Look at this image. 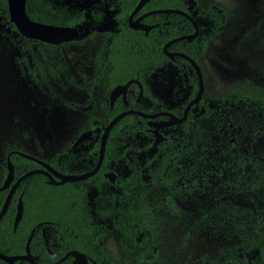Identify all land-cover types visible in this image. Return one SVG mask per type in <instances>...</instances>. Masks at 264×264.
Instances as JSON below:
<instances>
[{
  "label": "trees",
  "instance_id": "1",
  "mask_svg": "<svg viewBox=\"0 0 264 264\" xmlns=\"http://www.w3.org/2000/svg\"><path fill=\"white\" fill-rule=\"evenodd\" d=\"M137 1L118 0L119 6L114 14L115 29L102 44L111 49L105 54L106 87L123 84L131 78L144 84L145 77L160 66L171 65L181 74L184 85L191 87L182 102L168 109L177 117H182L186 103L197 91V75L188 60L181 56L170 59L164 54L162 46L174 37L191 34L194 27L183 15L171 12L145 17L143 22L154 24L146 34L132 29L127 24V16ZM189 1L148 0L138 13L176 8L192 14ZM44 2L42 7L45 11H39L34 6V0H27V14L32 19L57 25H84L77 14L66 15L63 0ZM194 7V17L207 20L208 25H200L199 34L194 39L176 41L166 49L183 52L199 63L209 41L221 32L227 13L217 3L207 7L195 3ZM0 33L17 48L19 56L15 59L16 63L19 68L26 66L30 79L42 92L52 94L49 82L58 75L71 78L62 54L51 50L56 45L40 42L49 48L50 62L44 63L37 58L33 50L37 40L22 36L9 21L7 0H0ZM93 60L94 80L98 79V70L101 69L98 54ZM79 87L87 90L90 108L97 109L92 101V85L81 84ZM65 104L75 106L70 102ZM136 104L135 101L125 104L118 99L110 109L108 101L103 102L104 110L110 114L98 117L95 113L90 117L87 129L93 134L82 144L87 148L72 150L68 147L55 154L49 163L66 174L82 173L92 168L98 159L102 128L118 112L138 108ZM195 106H203L204 112L200 115L189 112L184 122L167 127L169 133L157 144L152 138L139 144L142 136H152L147 118L136 113L125 115L112 127L101 167L89 178L52 184L48 176L41 172L25 177L16 187L0 220V251L7 255L23 254L28 241V250L36 264H52L69 250L83 252L89 258V264L93 261L95 264H113L104 250V243L109 236H114L132 264H157V245L140 215L139 204L147 189L161 187L179 194L195 190L240 193L254 201H264V153L255 151L251 144V138L264 131V99L259 102L244 93L230 92L223 96H203L192 108ZM144 111L152 112L150 108ZM206 120L209 125L202 123ZM150 149H153L152 152L140 161L138 153ZM9 159L14 168L12 182L24 172L41 167L16 153H11ZM122 168H127V173L120 174ZM107 170L116 171L115 183L104 176ZM5 174L3 166L0 184ZM90 189L97 190L98 197H106L110 204L108 210L102 211L94 203L91 205ZM7 192L8 188L0 190V208ZM19 199L22 200L23 213L14 229ZM202 221L219 229L224 228L226 234L235 236L237 240L197 263L178 264H264L263 208L249 209L223 202L205 211ZM71 260L72 256H68L60 264H71ZM0 264L9 263L0 260ZM13 264L30 263L15 260Z\"/></svg>",
  "mask_w": 264,
  "mask_h": 264
},
{
  "label": "rangeland",
  "instance_id": "2",
  "mask_svg": "<svg viewBox=\"0 0 264 264\" xmlns=\"http://www.w3.org/2000/svg\"><path fill=\"white\" fill-rule=\"evenodd\" d=\"M34 2L36 9L45 11L42 7L44 0ZM196 2L203 7L213 3L222 4L228 14L222 31L212 37L205 55L200 59L203 95L215 97L241 92L260 102L264 99V0ZM189 6L195 13L193 0ZM52 16L55 17V14L52 13ZM199 22L203 26L208 25L206 20L200 18ZM108 25L104 24L105 27ZM89 29L88 24L83 26L78 39H83ZM95 43L93 39L90 44L78 42L60 48L77 80H86L91 76L89 54ZM33 50L39 60L50 62L49 48L35 42ZM18 56L17 48L0 33V179L10 150L17 149L50 160L71 145L78 134L89 126L90 117L95 113L87 108L89 100L86 92L67 88L63 76L58 75L50 80L51 96L42 92L31 81L26 66L19 68L15 60ZM160 77L165 82V90L156 79L153 94L170 109L187 96L191 87L185 88L179 96V79L175 73L166 68ZM92 101L95 105L98 103L97 90ZM64 102L80 104L83 108L65 106ZM141 104L147 103L143 100ZM197 110V107L193 108L194 112ZM202 123L209 125L207 120ZM161 132L169 133L166 128ZM151 138L153 136H142L139 144ZM251 144L255 151L264 153V131L256 133L251 138ZM152 150L140 152L138 159L143 161ZM89 200L91 205L94 203L102 211L110 207L106 197H97L93 191L89 194ZM223 202L249 209H264V201H254L240 193L195 190L179 194L161 187L147 189L139 204L140 215L157 245V264L197 263L203 257L212 256L233 244L237 240L235 236L226 234L224 228L219 229L202 221L205 211ZM104 250L113 264H132L116 237L106 239Z\"/></svg>",
  "mask_w": 264,
  "mask_h": 264
},
{
  "label": "water",
  "instance_id": "3",
  "mask_svg": "<svg viewBox=\"0 0 264 264\" xmlns=\"http://www.w3.org/2000/svg\"><path fill=\"white\" fill-rule=\"evenodd\" d=\"M26 1L27 0H7V8H8V13H9V21L12 22L15 27L17 28L18 32L29 39H35L44 43L48 44H61L65 43L71 40H74L80 36V28L74 27V26H67V25H57V24H52V23H47V22H42L39 20L32 19L26 12ZM148 0H139L132 12L129 15L128 18V25L129 27L133 29H140L143 30L145 33L150 29L149 25L143 24L140 22V19L143 16L146 15H151L155 13H164V12H177L181 13L184 15L188 20H190L195 29L192 34L189 35H180L178 37L172 38L168 42H166L163 45V52L169 57L173 58L174 55H179L186 60H188L194 67L195 72L198 77V89L195 94V96L186 104L185 109H184V115L181 118H178L177 116L173 115L170 112H162L160 113L161 115H168L170 116L169 119H164V120H151L156 115H151L148 113H144L139 110H124L119 113H117L114 117H112L109 122L103 127L102 133H101V138H100V144H99V154H98V160L96 165L89 171L80 173V174H65L57 171L53 166H51L47 161L42 160L34 155L28 154L26 152L20 151V150H12L6 157V174L2 180V183L0 184V190H4L8 188V192L6 194V197L3 201V204L0 208V220L5 214L9 203L11 201L12 195L18 186V184L23 180L25 177L28 175L35 173V172H42L46 174L49 178V182L52 184H62L65 182L69 181H78V180H83L86 179L92 175H94L100 168L103 158H104V153H105V147H106V141L109 135L110 130L112 127L125 115L136 112L139 115H142L146 118H149L150 120L147 121V125L151 127V132L154 134V144H157L164 140L163 134L159 131L161 128L170 126V125H175V124H180L182 123L186 118L187 114L189 111L190 106L193 103H197L203 93L204 90V85H203V78H202V71L199 66V64L186 55L185 53L182 52H169L166 50V46L172 42L181 40V39H188L192 40L193 38L196 37L198 33V26L195 20L186 12L178 10V9H155V10H150L136 18L135 20L132 19L134 13L141 8V6L146 3ZM136 82L139 84L141 87V84L138 80L136 79H129L126 81L124 84L117 85L115 86L112 91H111V101L115 98L116 95L119 94V92H124L127 86L132 83ZM203 111V108L201 109ZM92 134L91 130H86L82 133H80L77 138L74 140L72 144V148L81 144L85 140H87ZM11 153H16L19 154L27 159L35 161L37 164L41 166V168L37 169H31L23 174H21L19 177L15 179L14 182V168L13 165L9 159V156ZM105 176L109 177L110 180H114V173H106ZM23 213V204L22 200L19 199L17 203V210L16 214L14 217V222H13V227L17 226L21 216ZM68 256H72L73 259L71 261V264H89V258L81 251L79 250H69L62 256H60L55 262L52 264H60L62 261H64ZM0 260L7 262L9 264H13L15 260H25L28 261L30 264H36L34 257L30 254L28 250V241L25 245V252L23 254H17V255H7L4 254L0 251ZM95 264V263H94Z\"/></svg>",
  "mask_w": 264,
  "mask_h": 264
},
{
  "label": "flooded vegetation",
  "instance_id": "4",
  "mask_svg": "<svg viewBox=\"0 0 264 264\" xmlns=\"http://www.w3.org/2000/svg\"><path fill=\"white\" fill-rule=\"evenodd\" d=\"M139 1V0H138ZM138 1H137V3H138ZM190 1H192V0H190ZM189 1V2H190ZM189 2H188V4H189ZM193 2H194V6H195V3H197L196 1H194L193 0ZM136 3V4H137ZM63 4H64V6H65V11H66V15L68 16V15H70V14H77L78 15V17L79 18H81V22H83L84 23V25L83 26H85L86 24H88L89 26H90V29H89V31L86 33V36L85 37H83V39H78V38H76V39H74V40H71V41H68V42H65V43H61V44H51V45H56V47H54V48H52L51 50H53V51H55V52H60L61 54H62V56H63V60L66 62V64L68 65V70H69V72L71 73V78H69V79H64L63 81H64V83H65V85H67V88H74V89H76L77 91L78 90H83V91H85L86 92V94H87V99L89 100V94H88V92H87V90L85 89V88H80L79 86L81 85V84H88V85H92V99H93V95H94V92L97 90L98 91V103L95 105L96 107H97V109H91L90 108V104H88V106H87V108L88 109H90L91 111H94L95 113H97L98 114V117H103V116H108L109 114H110V112H107V111H105L104 109H105V107H103L102 106V103L103 102H105V101H108V103H109V108L110 109H112V107H113V104L118 100V99H121L125 104H127L128 102H136L137 104H136V106L138 107V108H128V109H125V110H129V109H133V110H139V111H142V112H144V113H148V114H151V115H156V116H154L153 118H151V120H164V119H160V118H158V117H160V116H165V115H161L160 113H162V112H170L169 110H168V108L161 102V100L159 99V98H157L154 94H153V87L154 86H156L157 85V83H156V79H159V81H160V87L163 89V90H165V82L164 81H161V78L162 77H160L161 76V74H162V72H165V70H166V68H170V70L171 71H173L174 73H175V76L179 79V85H178V87H177V91L179 92V96H181L182 95V93H183V91H184V89L185 88H187V87H189V85H184V83H183V79H182V76H181V74H179L178 73V71H177V69H175L173 66H171V65H168V64H164V65H162V66H160L158 69H156V71H154L151 75H149V76H146L145 77V80H144V84H142L138 79H136V80H138L139 82H140V84H141V87L139 86V84L138 83H136V82H132V83H130L128 86H127V88L125 89V91L124 92H119V94L118 95H116L115 96V98L113 99V101H111V91H112V89L115 87V86H117V85H121V84H117V85H115V86H113V87H111V88H107L106 87V85H108L107 84V82H106V64H107V62H106V57H105V54L106 53H109V52H111V49L109 48V47H103L102 46V44L104 43V40L106 39V37L109 35V34H111V33H113V31H114V29H115V13L117 12L116 11V8L119 6V2H118V0H63ZM136 4H135V6H136ZM145 4V3H144ZM143 4V5H144ZM216 4V3H215ZM217 4H219V3H217ZM142 5V6H143ZM200 5V4H199ZM224 9H225V7L222 5V4H220ZM134 6V7H135ZM141 6V7H142ZM134 7H133V9H134ZM132 9V10H133ZM140 9L141 8H139L135 13H134V15H133V17H132V19L133 20H135L136 18H138L139 16H141L142 14H144L145 12H147V11H150V10H155V9H150V10H146V11H143V12H141V13H138L139 11H140ZM158 9H166V8H158ZM169 9H176V8H169ZM189 9H190V6H189ZM195 9V8H194ZM132 10L129 12V14H128V16H127V24H128V18H129V15H130V13L132 12ZM178 10H181V9H178ZM191 10V9H190ZM181 11H184V10H181ZM225 11H226V9H225ZM184 12H186V11H184ZM192 12V14H189L188 12H186L187 14H189L194 20H195V22L197 23V26H198V33H197V35L199 34V26L201 25V23L199 22V18L200 17H197V16H195L194 17V15L196 14V11H195V13H193V11H191ZM138 13V14H137ZM164 13H171V12H164ZM172 13H177V12H172ZM226 13H227V11H226ZM155 14H159V13H155ZM178 14H181V13H178ZM151 15H153V14H151ZM182 15V14H181ZM147 16H150V15H146V16H143L141 19H140V22L141 23H143V24H146V25H149L150 26V29L148 30V31H150L151 30V28L154 26V24H148V23H145V22H143V19L145 18V17H147ZM184 16V15H183ZM185 17V16H184ZM227 17H228V14H227ZM186 18V17H185ZM187 19V18H186ZM200 19H202V20H205V19H203V18H200ZM188 20V19H187ZM227 20V19H226ZM192 25H193V23L190 21V20H188ZM207 21V20H206ZM208 22V21H207ZM209 23V22H208ZM225 23H226V21H225ZM225 23H224V25H225ZM104 24H109L108 25V27L106 26H104ZM224 25H223V27H224ZM83 26H80V27H78V28H80V31H82L83 30ZM129 26V25H128ZM193 27H194V25H193ZM131 28V27H130ZM133 29V28H132ZM194 29H195V27H194ZM223 29V28H222ZM135 30H140V29H135ZM143 31V30H142ZM147 31V32H148ZM222 31V30H221ZM146 32V33H147ZM194 32V31H193ZM192 32V33H193ZM145 33V32H144ZM145 33V34H146ZM191 33V34H192ZM182 35H189V34H182ZM196 35V36H197ZM178 37V36H177ZM175 38V37H174ZM93 39H95L96 40V43H95V47L92 49V51H91V53L89 54V61H90V68H91V76L89 77V78H87L86 80H77V78H76V74L71 70V67H70V64H69V61H68V59H67V57L60 51V48H61V46H63V45H68V46H72L73 44H75V43H78V42H84V43H86V44H90V42L93 40ZM184 39H186V38H184ZM194 39V38H193ZM35 40V39H34ZM171 40V39H170ZM182 40V39H181ZM169 41V40H168ZM167 41V42H168ZM179 41V40H178ZM37 42H41V41H38L37 40ZM176 42V41H175ZM44 43V42H43ZM166 43V42H165ZM164 43V44H165ZM172 43H174V42H172ZM163 44V45H164ZM171 44V43H170ZM169 45V44H168ZM167 45V46H168ZM166 46V47H167ZM162 50H163V46H162ZM167 50V49H166ZM168 51V50H167ZM169 52H180V51H169ZM68 54H69V50H68V52H67ZM183 53V52H182ZM98 54V65L100 66L99 68H101V69H99L98 70V79H92V76H93V73H94V70H95V65H94V58L96 57V55ZM165 54V53H164ZM70 55V54H69ZM166 55V54H165ZM187 55V54H186ZM167 56V55H166ZM175 56H179V55H174L173 56V58L175 57ZM168 57V56H167ZM190 57V56H189ZM173 58H170V59H173ZM185 59V58H184ZM197 62V61H196ZM198 63V62H197ZM199 66H200V61H199ZM102 66V67H101ZM193 66V65H192ZM194 68V67H193ZM195 70V69H194ZM29 75V74H28ZM197 75V74H196ZM61 76V75H60ZM164 78V77H163ZM131 79H133V78H131ZM148 80H150V82L148 83ZM32 81V80H31ZM128 81V80H127ZM197 81H198V77H197ZM33 82V81H32ZM34 83V82H33ZM35 84V83H34ZM49 84H50V82H49ZM124 84V83H123ZM36 85V84H35ZM37 86V85H36ZM38 87V86H37ZM144 88H146V93L144 92ZM198 89V88H197ZM197 92V91H196ZM203 92H204V90H203ZM46 94V93H45ZM189 94V93H188ZM188 94H187V96H188ZM196 94V93H195ZM48 95V94H47ZM48 96H51V95H48ZM186 96V97H187ZM195 96V95H194ZM193 96V97H194ZM203 96H205V95H203V93H202V96H201V98L203 97ZM185 97V98H186ZM192 97V98H193ZM184 98V99H185ZM191 98V99H192ZM201 98H200V100H201ZM183 99V100H184ZM190 99V100H191ZM143 100H145L146 101V105H142L141 104V102L143 101ZM182 100V101H183ZM189 100V101H190ZM200 100L197 102V103H193V104H198L199 102H200ZM181 101V102H182ZM188 101V102H189ZM187 102V103H188ZM186 103V104H187ZM192 104V105H193ZM63 105H65V106H67L66 104H65V102L63 103ZM178 105V104H177ZM192 105L190 106V108H189V111H188V114H189V112H193V113H196V115H200V114H202L203 112H204V107L202 106H195V107H197L198 108V110L197 111H193V108H192ZM186 106V105H185ZM70 107H74V108H83V106H81L80 104H76L75 103V106H70ZM161 107H163L164 109H162ZM148 108H150L151 110H152V112H145L144 110H146V109H148ZM203 108V111H201V109ZM184 109H185V107H184ZM199 109H200V111H199ZM122 111H124V110H122ZM199 111V112H198ZM121 112V111H120ZM198 112V113H197ZM94 113V114H95ZM119 113V112H118ZM133 113H136V112H133ZM171 113V112H170ZM137 114V113H136ZM173 114V113H172ZM188 114H187V117H188ZM116 115V114H115ZM114 115V116H115ZM174 115V114H173ZM183 115H184V112H183ZM113 116V117H114ZM142 116V115H141ZM168 116V115H167ZM176 116V115H175ZM144 117V116H143ZM169 118H170V116H168ZM146 118V117H145ZM169 118H165V119H169ZM178 118H181V117H178ZM148 120H150L149 118H147V121ZM186 120V119H185ZM184 120V121H185ZM147 121H146V123H147ZM183 121V122H184ZM109 122V121H108ZM175 125H178V124H175ZM170 126H173V125H170ZM167 127H169V126H166V127H163V128H167ZM163 128H161V129H163ZM161 129L159 130L160 132H161ZM86 130H90V129H84V130H82L80 133H82V132H84V131H86ZM102 130H103V128H102ZM148 130H149V132L152 134V136H153V140H154V134L151 132V127L150 126H148ZM92 131V130H91ZM99 131V130H98ZM111 131V130H110ZM79 133V134H80ZM102 133V132H101ZM110 133V132H109ZM162 133V132H161ZM78 134V135H79ZM92 134H93V132H92ZM92 134H91V136H92ZM165 134H163V136H164ZM91 136L88 138V139H90L91 138ZM77 138V137H76ZM75 138V139H76ZM100 138H101V136H100ZM74 139V140H75ZM87 139V140H88ZM164 139H165V136H164ZM87 140H85L84 142H86ZM74 142V141H73ZM73 142L71 143V145H69L68 147H70L72 150H76V149H79V148H81V147H83V143L84 142H82L81 144H79V145H77V146H75V147H73L72 148V144H73ZM107 142V141H106ZM99 144H100V142H99ZM68 147H66V148H68ZM85 147V146H84ZM83 147V148H84ZM66 148H63V149H66ZM62 149V150H63ZM86 149V148H85ZM13 150H17V149H13ZM61 150V151H62ZM12 150H10L9 151V153L11 152ZM21 151V150H20ZM24 152V151H23ZM60 152V151H59ZM141 152H143V151H141ZM8 153V154H9ZM27 153V152H26ZM7 154V155H8ZM29 154V153H28ZM99 154V153H98ZM105 154V153H104ZM139 154V153H138ZM7 155H6V157H7ZM43 160V159H42ZM98 160V159H97ZM45 161H47L48 163H49V160H45ZM103 162V161H102ZM97 163V162H96ZM96 163H95V165H96ZM50 164V163H49ZM51 165V164H50ZM94 165V166H95ZM52 166V165H51ZM93 166V167H94ZM92 167V168H93ZM101 167V166H100ZM41 168V167H40ZM92 168H90L89 170H91ZM5 169H6V164H5ZM35 169H37V168H35ZM100 169V168H99ZM89 170H87V171H89ZM116 170H118V169H116ZM58 171V170H57ZM86 171V172H87ZM123 171H126V173H127V168H122L121 170H119V173L120 174H122V172ZM110 172H112V173H114V175H115V177H114V180L112 181V180H110V178L109 177H107V176H105V174L106 173H110ZM42 173V172H41ZM62 173V172H61ZM82 173H84V172H82ZM66 174V173H65ZM69 174H80V173H69ZM46 175V174H45ZM93 176V175H92ZM104 176L107 178V179H109L110 180V182L111 183H115V181H116V178H117V173H116V171H112V170H107L106 172H104ZM91 177V176H90ZM89 178V177H88ZM2 183V182H1ZM95 192V194H96V196L98 197V192H97V190H95V189H90L89 190V192H88V196H89V194L91 193V192ZM72 259H73V257H72ZM72 261V260H71ZM93 264H94V261H93Z\"/></svg>",
  "mask_w": 264,
  "mask_h": 264
}]
</instances>
